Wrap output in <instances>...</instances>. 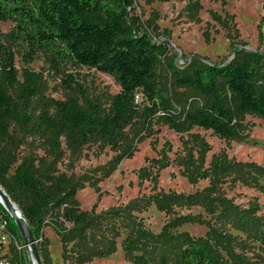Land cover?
Here are the masks:
<instances>
[{
    "label": "trees",
    "instance_id": "trees-1",
    "mask_svg": "<svg viewBox=\"0 0 264 264\" xmlns=\"http://www.w3.org/2000/svg\"><path fill=\"white\" fill-rule=\"evenodd\" d=\"M136 3L0 0V23H15L4 40L0 37V184L29 223L43 264H53L47 227L60 238L64 261L73 264L108 258L119 248L133 264H264L261 205L254 199L243 206L223 191L225 183L234 182L264 192V165L254 161H236L221 152L206 166L203 146L196 161L187 158L184 170L193 183L209 180L203 189L160 191L100 212L81 206L78 192L87 185L100 191V182L134 155L136 140L155 123L179 133L203 128L234 140L242 139L247 116L264 122V53L237 47L222 62L208 63L194 54L193 62L177 64L167 43L152 39ZM186 8L198 15L201 5ZM14 43L27 48L22 77ZM39 52L55 67L86 66L111 74L121 90L107 100L78 98L73 91L65 99L46 95L41 75L28 67ZM66 77L75 90L73 76ZM32 143L43 153L23 150ZM90 146L110 148L115 155L100 174H77L75 162ZM162 155L153 162L164 168L170 165L167 149ZM150 205L166 214L198 207L206 215L181 214L155 233L137 214ZM0 213L23 240L1 203ZM185 224L207 231L194 235L181 229ZM6 257L0 247V259ZM9 258L30 264L20 253Z\"/></svg>",
    "mask_w": 264,
    "mask_h": 264
},
{
    "label": "rangeland",
    "instance_id": "rangeland-1",
    "mask_svg": "<svg viewBox=\"0 0 264 264\" xmlns=\"http://www.w3.org/2000/svg\"><path fill=\"white\" fill-rule=\"evenodd\" d=\"M193 2L201 5L198 15L195 12L191 14L186 8ZM136 5L143 20L149 21L148 29L152 39L166 42L169 54L177 64L193 62L194 54L200 55L208 63L222 62L231 58L232 51L237 47L264 53V0H137ZM14 27L15 23L11 20L0 23V37L3 39ZM11 46L16 52V65L22 77L27 48L21 43ZM28 67L41 75L46 95L60 99H65L73 91L72 95L78 98L88 95L95 100H107L110 95L121 90L115 76L111 74L86 66L55 67L43 52H39ZM66 74H71L75 79V90L69 88ZM246 120L250 124L242 139L234 140L203 128L179 133L163 123L153 124L143 133L141 140H136L138 149L134 155L124 159L109 178L100 182V191L87 185L78 192L77 197L82 208H94L100 212L160 191L189 194L205 188L209 185V180L201 179L198 183H193L184 172L187 158L196 161L203 146L207 151L206 166L221 152L236 161H254L264 165V122L253 116H247ZM164 148L167 149L170 165L162 168L153 161L154 158L163 157ZM23 150L43 153L37 143L28 144ZM114 155L115 152L110 148L99 151L95 146L87 147L75 162L74 171L77 174H100V168ZM68 161L69 157L65 163ZM61 168L65 170V164ZM223 191L243 206H247L250 200H257L261 205V213L264 212V192L234 182L225 183ZM188 212L204 211L198 207L190 210L177 207L170 214H166L155 205H150L137 214L146 228L157 233L172 218ZM181 229H187L194 235H203L207 231L205 226L197 224H185ZM45 235L50 242L53 264H73L64 261L60 238L51 227L45 229ZM5 252L9 257L15 252L18 253L13 248ZM20 254L29 257L24 251ZM88 264L133 263L125 259L122 249L119 248L113 256L95 259Z\"/></svg>",
    "mask_w": 264,
    "mask_h": 264
},
{
    "label": "water",
    "instance_id": "water-1",
    "mask_svg": "<svg viewBox=\"0 0 264 264\" xmlns=\"http://www.w3.org/2000/svg\"><path fill=\"white\" fill-rule=\"evenodd\" d=\"M0 203L4 208L9 212L11 217L14 219L17 224L19 231L22 235L23 241L26 244L27 254L30 264H43L37 240L34 237L32 229L27 222L25 216L23 215L20 207L12 200L10 195L0 184Z\"/></svg>",
    "mask_w": 264,
    "mask_h": 264
},
{
    "label": "built area",
    "instance_id": "built-area-1",
    "mask_svg": "<svg viewBox=\"0 0 264 264\" xmlns=\"http://www.w3.org/2000/svg\"><path fill=\"white\" fill-rule=\"evenodd\" d=\"M0 247L6 253V250L13 248L18 253L26 252V244L8 227V221L5 216L0 213ZM0 264H15L9 257L1 258Z\"/></svg>",
    "mask_w": 264,
    "mask_h": 264
}]
</instances>
